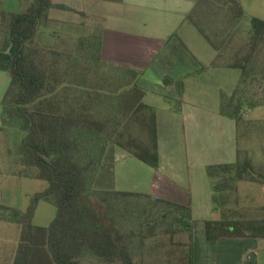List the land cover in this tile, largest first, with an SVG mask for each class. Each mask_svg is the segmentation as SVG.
<instances>
[{
	"label": "trees",
	"instance_id": "trees-1",
	"mask_svg": "<svg viewBox=\"0 0 264 264\" xmlns=\"http://www.w3.org/2000/svg\"><path fill=\"white\" fill-rule=\"evenodd\" d=\"M20 2L25 5L20 11H0V39L13 45L0 131L5 137L10 128L21 133L17 157L7 151L12 174L47 181L38 198L55 205L58 212L48 226H39L33 223L36 202L27 211L0 205L5 212L0 222L14 230L16 239L10 258L1 263L84 264L93 256L109 263L138 264L135 251L152 236L154 227L142 226L140 236L135 230L122 231L119 220L127 219L129 210L119 200L135 196L174 210L176 221L191 239L189 206L114 186L118 150L153 168L161 162L157 109L145 102L146 91L138 84L141 71L105 61L99 33L81 35L72 52L39 45L38 33L48 25L50 10L74 9L52 0ZM245 18L241 0H199L188 15L217 52L214 65L239 69L243 81L256 71L251 63L264 52V19L252 17L245 42L248 52L227 55L231 31L239 29ZM223 112L239 126L236 112ZM239 154L240 150L233 163L207 166L213 201L221 212L220 219L206 222L209 240L264 238V218L239 219L223 210L233 180L264 182L252 159L242 160Z\"/></svg>",
	"mask_w": 264,
	"mask_h": 264
},
{
	"label": "crops",
	"instance_id": "crops-1",
	"mask_svg": "<svg viewBox=\"0 0 264 264\" xmlns=\"http://www.w3.org/2000/svg\"><path fill=\"white\" fill-rule=\"evenodd\" d=\"M198 1L52 0L74 10L52 8L37 41L72 52L81 35L97 32L105 61L141 71L138 84L146 91L145 102L157 109L161 162L153 168L118 150L114 186L191 208L192 238L170 242L178 247L169 250L171 264H264V238L207 237L206 222L221 218L207 166L238 158L237 121L223 112L222 103L225 94L234 92L241 71L214 65L217 52L188 19ZM15 6L0 0V11L22 10L20 0ZM12 56V43L0 39V103L10 83ZM11 240L0 237V247ZM12 241L14 245L16 239ZM148 253V264H166ZM84 264L123 263L89 256Z\"/></svg>",
	"mask_w": 264,
	"mask_h": 264
},
{
	"label": "rangeland",
	"instance_id": "rangeland-1",
	"mask_svg": "<svg viewBox=\"0 0 264 264\" xmlns=\"http://www.w3.org/2000/svg\"><path fill=\"white\" fill-rule=\"evenodd\" d=\"M4 1L6 7H16L17 0ZM241 3L246 18L239 29L231 31L233 41L228 47V56L236 51H239L241 55L248 52L245 42L248 40L249 21L252 17L264 19V0H241ZM21 7H25L22 2ZM252 65L256 66V71L245 81H243L242 75L240 76L234 92L229 95L225 94L222 108L227 112H236L240 119L237 134L239 156L242 160L251 158L257 174L264 175V52L257 58L256 62L252 61ZM1 113L2 105L0 103V115ZM4 134L0 135V205H19L20 208L18 209L27 211L36 202L37 208L33 223L39 226H48L58 212L55 205L38 198L47 188L48 182L12 174L7 151L11 149L12 155L17 157V144L20 141L21 133L18 132L17 128H10L6 137ZM137 162L141 161L137 160ZM230 184L229 190L226 191L223 209L227 215L239 219L264 218V182L261 179L254 181L233 180ZM119 203L122 208L127 206L126 208L129 210L128 218L123 221L121 217L119 220L124 224L122 231L129 233L131 230H135V232H139L137 236H140L139 230L142 226L152 225L154 227L152 236L144 238L145 244L137 247L134 260L138 264H148L146 257H149L148 252H150V254H155L152 255L154 257L157 255L158 263L160 262L159 259L162 261L161 263L166 260V264H171L173 253H170L169 250L178 247L171 245L170 242L173 239L179 240L183 237L184 242L187 243L188 239V234L184 233L181 224L175 219L174 210L165 204L154 203L146 197L123 198L119 200ZM2 214L5 212L0 209V215ZM11 229L7 225L0 224V237L14 240L15 232ZM136 239L138 242L141 238ZM149 239L154 240L150 241ZM12 240L0 247V263L6 258H10ZM183 248L187 249L186 246Z\"/></svg>",
	"mask_w": 264,
	"mask_h": 264
}]
</instances>
